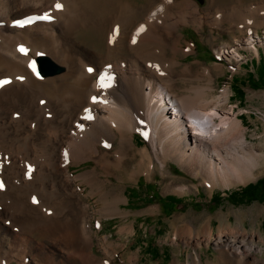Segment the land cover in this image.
I'll list each match as a JSON object with an SVG mask.
<instances>
[{
	"label": "bare ground",
	"instance_id": "6f19581e",
	"mask_svg": "<svg viewBox=\"0 0 264 264\" xmlns=\"http://www.w3.org/2000/svg\"><path fill=\"white\" fill-rule=\"evenodd\" d=\"M158 3L163 8L151 12ZM193 4L188 9L183 1L171 5L165 0L142 6L131 0H0V82L8 81L0 86V185L14 200L10 211L0 186V254L5 252L0 263L70 264L79 257L82 264H107L94 253L91 211L80 186H90L98 200H112L109 212H117V200L123 197L108 189L112 181L102 175L113 174V167L123 168L138 154L134 175H151L155 159L165 163L173 158L210 188L246 182L262 172L264 152L249 142L234 107L226 106L229 87L212 93L211 68L198 62L195 70L193 63L182 61L191 50L183 47L181 27H204L196 13L199 5ZM51 8L57 9L53 16L46 14ZM236 11L241 26L247 16L255 27L263 23V7ZM220 12L222 19L209 21L212 25L230 20L228 8ZM84 30L102 32L105 45L84 44L78 38ZM258 31L221 47L220 54L233 58L248 48L258 55ZM40 54L61 71L43 74L37 64ZM181 80L199 83L180 93ZM205 80L209 85H202ZM163 97H170L178 110ZM136 132L146 134L147 146L136 144ZM88 159H95L93 169L71 172L69 163ZM187 189L175 180L165 185L166 191ZM192 225L181 237L194 252L173 264H205L198 248L210 243L223 264L264 263L254 253L261 249L256 233L229 228L198 237L192 236ZM43 233L49 247L43 240L35 244L36 235Z\"/></svg>",
	"mask_w": 264,
	"mask_h": 264
},
{
	"label": "rangeland",
	"instance_id": "374dc122",
	"mask_svg": "<svg viewBox=\"0 0 264 264\" xmlns=\"http://www.w3.org/2000/svg\"><path fill=\"white\" fill-rule=\"evenodd\" d=\"M149 1L131 0L137 6L147 4ZM177 1L180 3L183 1L188 9L193 8V3L196 2L199 5L196 13L200 14L202 23H204V27L193 23L181 27L183 47L191 50L182 57V61L193 63L195 70L199 69V63L211 68L213 80L210 85L213 86V89L210 87L208 89H212V93L219 94L224 88L229 87L230 98L226 106L234 107L244 124L249 142L264 152V84L254 85L246 82L243 87L245 97L242 101L233 90L234 79H248L250 71L254 72L257 77L256 66L261 59L264 61V11L259 13L262 17L259 18L263 22L262 25L255 27L254 20L248 16L244 19L245 26H241L242 24L236 20L237 17H240V13L235 16L236 10L243 8L252 11V9L256 10L257 6L264 8V0H203V2L199 0H167L166 2L165 0V4L172 5ZM163 6V3H158L151 12L154 9L161 10ZM222 8L230 10V20L224 19L225 22L219 20V23L217 20L216 25H212L216 21L215 18L222 19L223 14L220 12ZM51 10L49 9L46 14L50 12L49 15H55L54 12L57 9L51 8ZM149 14L144 20L149 17ZM256 29L259 30V40H261L256 43L259 48L258 55L253 49L248 48H241V56L233 58H227L220 54L221 47L236 44L238 38L247 40L248 34ZM78 38L84 44L91 46H100L99 48H101L105 45L102 32L95 34V32L84 30L78 34ZM208 81L205 80L202 85H209ZM197 83L199 80H181L178 92L185 93V88L190 89ZM43 106L40 105L41 108ZM168 107L171 108V105L169 104ZM199 126L201 125L199 124ZM203 129L206 131L205 127ZM134 139L141 148L148 145V139L144 132H136ZM129 159L123 168L113 167V174L102 175L103 178H110L112 181V184L109 183L108 189L123 197V200H117L120 203V209L117 212H109L108 204L112 200H98L100 195L90 194V186L86 184L80 186L81 193L86 197L84 201L89 205L91 211L89 220L93 229V250L105 263L173 264L178 258L181 262L187 261L189 253L194 252V248L186 249L181 235L183 229L191 227L192 224L195 229L191 234L198 237L203 236L209 230L218 234L221 229L229 228L250 234L256 233V242L261 249L254 253L264 259V201L258 199L253 202L240 203L238 200L228 197L231 192L238 191L248 183L256 182L264 177V167L261 173L257 172L258 175L249 181L232 186L221 184L210 188L199 177L186 170L182 163L176 159L166 158L165 163L155 159V170L151 175L144 171L134 175L139 170L140 156L138 154L136 158H131V161ZM69 165L73 174H80L93 169L97 163L95 159H88L79 164L69 163ZM173 180L179 187L187 185L186 192L166 191L165 185ZM2 186L5 191V204H9L11 211L14 208V200L7 195V186L5 187L4 184ZM213 194H216L214 198H212ZM167 195L183 197L184 202L175 206L171 202L164 201ZM33 201V199L29 200L31 204L38 205V202ZM215 201L217 202L214 203ZM54 212L56 211L54 210ZM54 215L56 216V213ZM6 237L9 241L11 240L10 235ZM174 238H177V241ZM40 240H43L49 247L50 240L44 236V233L36 235L35 244L39 245ZM198 251L205 264H223L220 252L214 243L202 244ZM4 255L5 252L1 253L0 257ZM251 258L254 260V257ZM81 262L79 257H72L70 260V264H82ZM0 264H20V262L14 259L10 263L2 261ZM233 264H237V262H233Z\"/></svg>",
	"mask_w": 264,
	"mask_h": 264
},
{
	"label": "trees",
	"instance_id": "16d2710c",
	"mask_svg": "<svg viewBox=\"0 0 264 264\" xmlns=\"http://www.w3.org/2000/svg\"><path fill=\"white\" fill-rule=\"evenodd\" d=\"M257 77L255 76L254 72L248 73V79H240L235 80L234 79V87L233 90L236 93V95H239L240 101H242L245 97V91L244 86L246 85V82L254 85H258L259 83L264 84V61L262 59L257 64ZM237 84V85H236ZM216 194H213L212 198H214ZM229 199L238 200L240 203H246V202H253L254 200H261L264 201V177L258 179L256 182H250L246 186L240 188L238 191L231 192V194H228ZM164 201L168 203H173L175 206H177L180 203H183L184 200L182 197H178L176 195H167L165 196ZM222 200V199H221ZM215 201L214 203H216ZM154 252H156L154 250ZM156 255V253H154Z\"/></svg>",
	"mask_w": 264,
	"mask_h": 264
},
{
	"label": "water",
	"instance_id": "95a60500",
	"mask_svg": "<svg viewBox=\"0 0 264 264\" xmlns=\"http://www.w3.org/2000/svg\"><path fill=\"white\" fill-rule=\"evenodd\" d=\"M200 2H203V0H199ZM40 67L44 74H51V73H57L61 71V68L56 66L55 63L52 62V60L47 57L43 56L39 59Z\"/></svg>",
	"mask_w": 264,
	"mask_h": 264
},
{
	"label": "snow or ice",
	"instance_id": "6c2138e0",
	"mask_svg": "<svg viewBox=\"0 0 264 264\" xmlns=\"http://www.w3.org/2000/svg\"><path fill=\"white\" fill-rule=\"evenodd\" d=\"M57 7L58 8H62L63 6L62 5H59V4H57ZM44 19H48L49 17H47V16H45V17H43ZM17 24H22V23H31V20H29V21H24V22H19V21H17L16 22ZM23 50V49H22ZM89 71H91V69H89ZM6 83H8V81H3V82H0V86H2V84H6ZM0 186H2V185H0Z\"/></svg>",
	"mask_w": 264,
	"mask_h": 264
}]
</instances>
